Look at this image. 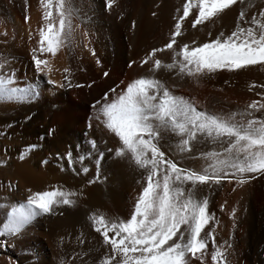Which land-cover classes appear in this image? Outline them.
<instances>
[{
    "label": "bare ground",
    "instance_id": "obj_1",
    "mask_svg": "<svg viewBox=\"0 0 264 264\" xmlns=\"http://www.w3.org/2000/svg\"><path fill=\"white\" fill-rule=\"evenodd\" d=\"M74 3L80 9L73 19L74 42L59 47L55 56L44 54L51 64L45 77L35 73L31 61L32 48H37L39 55L37 41L44 23L40 0H27V4L25 0H0V67L7 63L5 72L12 70L15 81L10 87L39 90L38 97L30 102L0 100V264L118 261V256L111 255V246L94 231L91 218L100 216L110 224L130 219L147 186V173L129 158L116 156L119 139L105 127L100 105L94 106L104 93H108L110 103L131 80L151 76L165 83L173 95L186 98L197 111L223 117L235 112L237 121L241 120L239 113H244L245 122L264 116V110L247 109L253 100L264 103L258 95L264 94V88L256 87L264 85V67L259 64L188 76L178 67L153 70L154 61H145L155 47L163 49L153 53L162 65L173 62L172 49L163 46L171 39L174 17L183 14L184 0H112L111 7H105L104 0ZM260 7H264V0H237L219 17L195 28L190 19L198 9L190 8L189 16L181 21L182 34L177 35L173 49L178 52L179 45L191 47L195 46L193 41L196 45L210 41L221 31L227 34L235 27L241 8L245 9V19L250 20ZM55 16L53 6L49 21L58 26ZM76 24L79 28H75ZM241 26L247 25L241 21ZM85 32L89 34L87 48ZM65 68L72 87L46 82L52 79L64 83ZM77 84L83 86L76 87ZM110 88L114 91L109 92ZM90 103L93 111L88 110ZM249 111L252 117L247 115ZM179 140L178 135L167 133L160 142L161 150L178 167L202 171L211 161L201 154L221 151L217 143L200 136L188 152L182 153ZM89 141H94L96 147L92 148ZM68 152L72 153L71 167ZM53 188L75 193L70 197L74 203L57 205L52 212L37 215L19 233L10 234L5 229L13 207L26 204L33 192ZM193 192L196 199L208 198L207 211L213 217L205 226V231H213V239L204 251L203 264H213V240L217 246L223 245L227 264H264V179L257 176L241 185L229 175L211 188L198 184ZM233 207L237 211L230 217ZM188 264H201V260L189 256Z\"/></svg>",
    "mask_w": 264,
    "mask_h": 264
},
{
    "label": "snow or ice",
    "instance_id": "obj_2",
    "mask_svg": "<svg viewBox=\"0 0 264 264\" xmlns=\"http://www.w3.org/2000/svg\"><path fill=\"white\" fill-rule=\"evenodd\" d=\"M236 2L184 0L183 14L174 17L171 39L163 46L172 49L173 62L162 65L153 53L163 49L155 47L147 54L145 61H154L153 70L178 67L181 73L186 71L188 76H204L221 69L235 71L257 64L264 67V7L253 12L250 20L245 19V9L241 8L235 27L227 34L221 31L210 41L198 45L193 41L195 46L191 47L188 44L179 45L178 52L173 49L177 35L182 34L181 21L189 16L190 8L198 9L193 13L194 19H190L191 26L195 28L198 24L211 21L213 17H219ZM40 3L44 23L40 27L37 41L39 55L37 48H32L31 61L35 73L47 77L51 64L44 58V54L55 56L59 47L73 44V19L80 9L75 6L74 0H40ZM111 4L112 0H104L105 7H111ZM53 6L58 26L49 21ZM24 19L27 23L28 16L25 15ZM241 21L247 26H241ZM79 26L76 24L75 28ZM132 27H135V21ZM88 35L84 33L86 48ZM6 59L9 62L11 60L10 57ZM6 68L7 63L0 67V100L24 103L38 97L39 90L35 87H10L15 77L11 69L6 73ZM64 73V83L52 79L46 82L59 87H72L67 68ZM256 87L264 88V85ZM108 91L113 92L114 89ZM258 95L264 98V94ZM96 105H100L105 127L119 139L120 147L115 149L116 156L129 158L136 167L147 173V186L143 188L130 219L110 224L100 216L91 218L94 231L103 237L106 245L111 246L112 257L118 256V261L114 259L112 264H188L189 256L200 259L203 264L204 251L209 240L213 239V231H205V226L209 225L213 217L207 211L208 198H194L193 189L198 184L211 188L212 184H219L229 175L241 185L255 180L257 176L264 179V116L259 119L249 118L245 122L244 113H239L241 120L237 121L235 117L238 113L235 112L223 117L197 111L186 98L173 95L165 83L151 76L131 80L118 98L112 99L110 103L108 93H104L102 100L95 102ZM247 109L264 110V103L253 100ZM247 115L252 117V112H247ZM167 133L180 137L179 151L182 153L188 152L192 142H198L200 136L217 143L221 151L201 154L211 161L202 171L178 167L174 159L167 158L160 147L161 139ZM89 144L92 148L96 147L94 141H89ZM99 155L103 157V153ZM20 158L23 159V155ZM67 160L71 167V152L67 153ZM96 162L99 164L100 160ZM81 170L88 171L87 168ZM185 184L191 187L185 189ZM74 195L58 188L33 192L27 197L26 204L12 208L8 213L10 219L4 227L10 234L19 233L37 215L50 213L57 205H72L74 201L70 197ZM236 211L233 207L229 216H233ZM233 224L235 226V221ZM110 232L113 235H109ZM211 247L213 264H227L223 245L217 246L213 240ZM103 264H108V261L104 260Z\"/></svg>",
    "mask_w": 264,
    "mask_h": 264
},
{
    "label": "rangeland",
    "instance_id": "obj_3",
    "mask_svg": "<svg viewBox=\"0 0 264 264\" xmlns=\"http://www.w3.org/2000/svg\"><path fill=\"white\" fill-rule=\"evenodd\" d=\"M92 109H93V104L90 103V104H89V107H88V110H89V111H93ZM91 114H92V113H91Z\"/></svg>",
    "mask_w": 264,
    "mask_h": 264
}]
</instances>
